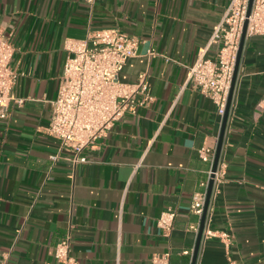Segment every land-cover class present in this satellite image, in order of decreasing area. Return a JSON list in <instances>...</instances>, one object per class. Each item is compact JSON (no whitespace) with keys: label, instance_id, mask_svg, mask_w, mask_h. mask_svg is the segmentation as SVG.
<instances>
[{"label":"crops","instance_id":"0c3cea01","mask_svg":"<svg viewBox=\"0 0 264 264\" xmlns=\"http://www.w3.org/2000/svg\"><path fill=\"white\" fill-rule=\"evenodd\" d=\"M230 0H0V29L11 35L19 72L9 115L0 117V259L46 264L71 235L82 264H191L201 215L193 196L205 190L211 161L199 149L217 146L223 116L209 96L187 83L189 67L209 44ZM93 28H119L139 39L138 54L120 72L126 82L148 73L155 100L127 112L87 146L74 167L47 131L69 38ZM149 49L155 53L150 54ZM264 35H246L206 227L196 264H264ZM177 215L169 235L162 210ZM209 220V222H208ZM189 250L185 253L184 250Z\"/></svg>","mask_w":264,"mask_h":264},{"label":"built area","instance_id":"2783aa9c","mask_svg":"<svg viewBox=\"0 0 264 264\" xmlns=\"http://www.w3.org/2000/svg\"><path fill=\"white\" fill-rule=\"evenodd\" d=\"M248 6L249 0H230L209 40V44L217 46L216 55L201 54L188 70L187 83L211 97L222 116L245 20L248 19L247 35H264V0H254L249 15ZM65 47L68 54L60 76L58 94L52 100L47 131L60 141L59 151L51 154V159L57 160L61 157L60 151L70 150L73 155L66 158L75 167L78 162L87 161L83 153L87 146L108 132L125 113H135L139 107L149 106L155 100V95L150 90L146 71L140 72L133 82L120 78L127 60L138 54L139 39L135 35L119 28H93L84 38L67 39ZM14 50L11 35L0 29V117L9 115L12 101H23L14 93L19 74L11 65ZM148 52L155 53L153 49ZM263 107L264 97L257 103V109ZM215 151V145L206 144L199 149V154L203 160L213 163ZM212 172L211 166L206 179L202 181L206 189L196 192L192 199L191 210L199 215L203 212ZM224 173L225 163L219 161L214 171V186L222 180ZM176 215V209L171 206L162 210L157 225L164 235L170 234ZM191 226L199 229V223ZM203 235L221 236L226 243L231 240L228 232L213 230L208 225ZM71 242L70 233L56 242L55 260L46 264H82L71 254ZM184 252L189 253V250ZM170 257V250H166L154 253L151 259L157 264H170ZM0 264H5V260L0 259Z\"/></svg>","mask_w":264,"mask_h":264},{"label":"water","instance_id":"95a60500","mask_svg":"<svg viewBox=\"0 0 264 264\" xmlns=\"http://www.w3.org/2000/svg\"><path fill=\"white\" fill-rule=\"evenodd\" d=\"M253 1L254 0H249L247 15H249L251 12ZM247 25H248V19L245 20L243 30H242V35H241V39H240V43H239V48H238L235 66H234V72H233L232 82H231V86H230V91L228 94L227 104H226V108H225V112L223 114V120H222V124H221V130L219 133L216 151H215V155H214V159H213V163H212V171L213 172L211 174V178L209 180V184H208V188H207L205 203H204L203 212H202L201 219H200V224H199V229H198V234H197V240H196V244L194 246L191 264L197 263L199 249H200V245L202 242L204 229L206 226L207 214H208L209 205H210V201H211V197H212V193H213V189H214V175H215L214 171L217 169L220 158H221L227 122H228V118H229V114H230L231 104H232L233 95H234V89H235L238 71H239V67H240L242 51L244 48V42H245V38L247 35Z\"/></svg>","mask_w":264,"mask_h":264}]
</instances>
